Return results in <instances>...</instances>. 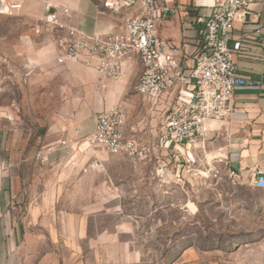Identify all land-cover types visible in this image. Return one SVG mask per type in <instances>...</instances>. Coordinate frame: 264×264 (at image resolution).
Returning a JSON list of instances; mask_svg holds the SVG:
<instances>
[{
  "label": "crops",
  "instance_id": "crops-1",
  "mask_svg": "<svg viewBox=\"0 0 264 264\" xmlns=\"http://www.w3.org/2000/svg\"><path fill=\"white\" fill-rule=\"evenodd\" d=\"M9 1L19 4L25 14L41 5L40 0ZM168 1L178 12L159 25V36L191 67L204 43V20L211 10ZM42 3L68 8L70 13L62 21L87 35L116 32L122 17L130 15L128 10L114 13L104 9L101 0ZM31 34L28 71L15 81L14 97L0 102V264H100V260L103 264H135L129 261V239H125L129 221L115 220L105 227L97 217L121 211L118 198L136 193V173L125 177L83 174L82 170L95 157L106 167L109 160L115 164L166 161L170 149L160 145L158 134L163 114L151 110V104L143 102L135 89L143 66L133 56L126 58L122 78L114 81L78 63L59 64L63 48L58 38L64 33ZM23 36L15 31L13 48L19 57L24 55L23 44H29ZM234 41L242 45L234 58L237 72L248 86L234 91L232 118L208 123L212 131L205 157L223 174L234 171L239 181L252 185L254 170L264 171V0L251 1L244 21L234 25ZM7 80L12 78L4 76L0 83ZM115 105L127 114V138L145 146L143 158L110 155L102 159L94 155L98 149L85 153L76 149V141L93 133L96 114ZM62 141L67 145L62 146ZM173 152L176 162L184 158L180 148ZM37 153L48 162L36 160ZM124 227L127 231H121Z\"/></svg>",
  "mask_w": 264,
  "mask_h": 264
},
{
  "label": "built area",
  "instance_id": "built-area-1",
  "mask_svg": "<svg viewBox=\"0 0 264 264\" xmlns=\"http://www.w3.org/2000/svg\"><path fill=\"white\" fill-rule=\"evenodd\" d=\"M170 1L190 2L195 8L211 10L204 20V43L195 53L191 67H186L171 45L159 36V25L178 12L168 0H101L104 9L114 13L128 10L130 15L122 17L118 31L92 35L62 21V17H68L70 13L68 8L47 5L42 32L49 36L55 32L64 33L58 38L63 48L57 58L59 64L78 63L114 81L123 76V61L135 57L143 66L136 93L143 102L151 104V110L163 114L158 126L160 145L172 151L184 149V162L195 165L200 163L195 150L205 149L212 131L208 123L232 118L234 91L248 86V82L239 76L234 58L242 45L239 41L231 42V33L236 22L244 21L252 0ZM53 8L56 11H51ZM20 9L19 4L0 0V17L10 16ZM35 33L41 31L37 29ZM160 106L163 108L157 110ZM126 124L127 114L119 105L99 112L95 116L93 133L76 141V149L81 153L98 149L106 155L143 158L146 148L136 139L127 138ZM60 144L67 145L65 141ZM84 144L83 150L80 147ZM35 159L48 162L40 153ZM204 160L207 172L215 177L225 175L214 163ZM91 171H104L103 161L96 157L82 172ZM155 174L163 184L171 177L177 181L183 178L180 168L173 173L165 161H158ZM225 176L231 183L239 181L234 171L227 170ZM252 186L257 190L264 189L263 170H254Z\"/></svg>",
  "mask_w": 264,
  "mask_h": 264
},
{
  "label": "rangeland",
  "instance_id": "rangeland-1",
  "mask_svg": "<svg viewBox=\"0 0 264 264\" xmlns=\"http://www.w3.org/2000/svg\"><path fill=\"white\" fill-rule=\"evenodd\" d=\"M40 1L39 8L27 9L30 14L19 11L7 18L1 16L0 79L10 76L12 80L0 83V102L14 97L17 93L15 81L21 80L28 71L26 53L27 47L33 45L31 33H44L42 19L47 4ZM37 28L41 33H35ZM17 30L24 34L23 41H29V44H23L24 55L20 57L16 56L13 48ZM17 40L20 41L19 38ZM15 66L19 67L18 77ZM206 150V147L201 151L195 150L200 160L195 165H187L183 158L176 162L172 159L174 152L171 149L167 151L168 156L163 161L173 173L180 168L183 174L181 181L171 177L163 184L155 174L158 160L154 159L149 162L136 160L134 163L126 160L116 164L109 160V166L103 163L104 171L87 173L125 177L136 173V193L118 198L121 211L114 216L97 217L105 227L115 220L129 221L130 232L125 239H129L130 262L264 264V189H254L247 180L231 183L225 175L215 177L207 172L204 159L209 164L213 162L209 157L205 158ZM182 151L185 152L184 149ZM94 152L102 159L110 156L101 151ZM95 158L85 163L83 170ZM121 231H127V228ZM100 264H103L102 260Z\"/></svg>",
  "mask_w": 264,
  "mask_h": 264
}]
</instances>
